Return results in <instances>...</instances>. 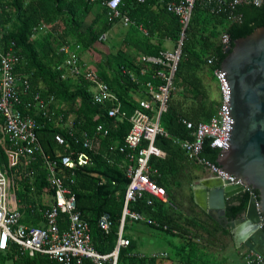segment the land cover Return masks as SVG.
<instances>
[{
    "label": "trees",
    "instance_id": "16d2710c",
    "mask_svg": "<svg viewBox=\"0 0 264 264\" xmlns=\"http://www.w3.org/2000/svg\"><path fill=\"white\" fill-rule=\"evenodd\" d=\"M168 1L172 0H150L145 3L124 0L121 5L122 11L126 12L135 22L134 26L142 25L150 34L145 44L154 56H162V52L166 49L160 41H158L160 44L152 43L151 36L171 39L176 43L181 38L180 17L167 9L166 2ZM109 11V8L101 1L0 0V26L4 29V34L0 38V48L5 50L13 46L21 56L17 72L30 74L35 88H39L44 95L54 96L53 105L57 113H63L66 116L74 115L76 120L80 121L78 125L80 129L95 132L99 124L110 128V133L102 137L101 152L93 153L92 163L76 169L72 177L74 179L72 187L77 195L78 209L88 220L93 244L101 252H110L117 244L125 192L130 182L125 169V154L120 151L110 153L109 146L124 142L131 128L128 118L139 107V100L134 94L142 88L139 83L124 76L122 67L136 68L135 70L139 72L141 66L134 64L123 53L116 55L114 59L106 55L105 59L99 60L97 71L119 95L123 109L128 113V118L110 119L106 115L107 106L93 102L89 82L69 72L64 64L65 55L59 52V47L64 43L75 42L82 45L83 51L91 50L98 53L96 44L102 42L99 40L100 37L107 34L116 22L110 20ZM236 13L241 15V21L230 20L227 11L212 12L202 0L195 1L190 23L185 30L181 58L173 77L170 98L161 115V126L168 134H158L155 141L156 146L163 150L166 156H152L150 160L153 170H157L152 178L165 188L167 194L170 193V187L162 181L163 176L176 171L174 165L177 160L189 158L185 150L174 141L176 137L191 138V130L186 127L183 120L190 119L197 123L209 121L217 112L219 96L212 95L210 84L215 83L219 91L215 70L221 68L228 54L221 41L222 34L227 33L233 45L236 39L264 26V4L261 6L242 4L237 7ZM90 15H94V18L87 27H84ZM41 23L47 24L49 30L39 32L36 37H32L34 28ZM151 74L152 70L145 76V79L152 78ZM2 121L3 117L0 115V123ZM56 132H62L68 136L57 125V121L44 122L38 130V136L45 152L53 156L61 152V147L54 141ZM2 136L0 133V139ZM6 146H8V140H6ZM202 155L212 161H217L219 150L211 147L208 139ZM109 157L113 158V162L109 161ZM0 158L6 161V166H8V157L1 143ZM32 167L35 171L34 175L18 179L17 195L22 201L21 210L24 214L22 221L39 226L43 217L36 204L42 188L47 187L46 173L40 157ZM32 186H35L34 190ZM254 192L258 197L259 192L255 189ZM251 196V192L245 190L239 195V204H228L227 217L229 220H234L247 208ZM150 200L151 203H149ZM171 202V199L163 201L144 194L136 201L130 202L129 207L151 216L162 224H168L167 231L169 232L177 229L180 234L186 235L189 233V228L181 225L179 219L173 217ZM105 213H108L112 220L109 233H106L99 225V220ZM66 218L65 214H61L60 227L62 229L67 228ZM130 220L126 219L124 231ZM195 225L203 227L198 223ZM158 228L163 230V227ZM131 246L130 240L127 247H121L119 264L121 256L125 255ZM191 249L196 254V246ZM1 256L4 259H12L13 264H60L42 253L34 256L21 254L19 245L14 243L6 252H0V258ZM157 258L131 256L125 264H157ZM186 263L207 264V261L197 255L193 258L188 255ZM84 264L94 263L91 259H85Z\"/></svg>",
    "mask_w": 264,
    "mask_h": 264
},
{
    "label": "built area",
    "instance_id": "2783aa9c",
    "mask_svg": "<svg viewBox=\"0 0 264 264\" xmlns=\"http://www.w3.org/2000/svg\"><path fill=\"white\" fill-rule=\"evenodd\" d=\"M101 1L109 8L111 21H121L123 25L135 24L132 18L121 9L124 0H91ZM145 3L150 0H135ZM196 0H172L166 2L167 9L180 17L182 34L173 50H165L162 56L142 55L139 73L122 67V73L133 82L144 87L145 97L139 99V107L128 118L123 109L119 95L111 88L99 72L88 66L82 59L80 43H64L59 52L65 55L64 64L75 77H83L89 82L94 103L106 105V115L110 119L128 118L131 128L122 144H112L109 152L120 151L125 154L127 176L130 182L125 192V203L119 227L116 247L110 252H101L93 244L91 229L77 206V195L72 187L75 170L92 163L93 153L101 152L102 137L110 133V128L99 124L95 132L80 129V121L74 115L66 116L57 113L54 108V96L44 95L35 88L30 74L17 72L21 56L13 46L8 49L0 48V143L4 146L8 166L2 167L0 159V251H5L14 243L19 245L22 253L30 256L37 253L48 255L60 264H84L85 259H91L94 264H119L121 247H127L130 240L123 235L126 219L146 222L150 225L168 229V224H162L147 214L133 210L130 202L136 201L144 194L167 200V193L152 175L150 160L152 156H162L164 152L155 144L158 134H168L161 126V115L170 98L173 77L181 58L182 45ZM204 5L214 13L227 11L229 19L241 21V15L236 9L242 4L261 6L264 0H202ZM49 30V26L41 23L34 28L32 37L39 32ZM147 34L148 31L144 29ZM4 29L0 26V38ZM106 39V34L100 41ZM221 41L225 48L232 45L227 33L222 34ZM211 61V60H210ZM151 66V67H150ZM152 70L151 77L142 80ZM215 76L219 86V106L217 112L209 121L194 122L184 119L186 127L191 130V138H174L191 159L204 165L215 177L240 183V179L230 174L217 164L202 155L206 141L210 146L219 150L223 148L232 132L230 112V88L218 71ZM26 111V112H25ZM43 120V122H42ZM57 121L67 134L56 132L55 143L61 147L59 155L47 154L38 136V130L43 123ZM8 140V146H6ZM146 143V144H145ZM42 160L45 169L47 192L40 194V212L45 226L27 225L21 222L23 212L22 201L17 195L18 179L34 175L33 164ZM113 162V158H108ZM32 167V169H31ZM35 186H32L34 190ZM256 196L250 187L247 188ZM151 203V200L149 201ZM42 205V207H41ZM67 216V228L60 227V216ZM100 227L109 233L112 220L105 213L99 220ZM261 227H264L263 222ZM154 257L166 256L165 253L155 254ZM244 264H264V254L250 249L244 253Z\"/></svg>",
    "mask_w": 264,
    "mask_h": 264
},
{
    "label": "water",
    "instance_id": "95a60500",
    "mask_svg": "<svg viewBox=\"0 0 264 264\" xmlns=\"http://www.w3.org/2000/svg\"><path fill=\"white\" fill-rule=\"evenodd\" d=\"M218 71L230 88L232 132L217 164L240 179H201L194 187L195 201L205 210L226 217L227 204L248 187L259 192L235 219L239 238L250 240L264 254V26L235 40Z\"/></svg>",
    "mask_w": 264,
    "mask_h": 264
},
{
    "label": "crops",
    "instance_id": "0c3cea01",
    "mask_svg": "<svg viewBox=\"0 0 264 264\" xmlns=\"http://www.w3.org/2000/svg\"><path fill=\"white\" fill-rule=\"evenodd\" d=\"M90 17L91 19L89 23H87L86 26L84 25V27H87L91 23L94 18V15H90L89 18ZM144 29L146 28L142 25L134 26V24H132L130 26H125L121 21H116L106 34V39L96 44L97 50H95L99 51L98 53L91 50H82L83 61L90 67H92L93 63H96L98 67L99 60L105 59L106 55H109L111 59H114L116 55L123 53V55H125L134 64H139V66H141L140 58L142 55L154 56L145 44V40L147 37H150V34H146ZM151 40L152 43L155 44H160L158 43V41H160L161 45H163L164 49L166 50H173L176 46L175 41L171 39L160 38L159 36L155 35L151 36ZM106 42L108 43L105 44ZM98 68L96 70H98ZM128 68L137 72V70H135L136 68ZM141 78L145 79V76H142ZM141 87L142 88H140V90H138L134 94L138 100L140 98L145 97L144 87ZM165 156L166 153L164 152V154L160 157ZM174 167L176 168V171L170 172L169 174H167V176L164 175L162 179V181H164L170 187V193L167 194V200L165 201H168V199L172 200L171 211L173 212V217L175 219H179V223L181 225H184L185 227L189 228V233L186 235L180 234V231H178L177 229H173L171 232L167 231V229L164 228L162 230L173 235L180 236V240L182 241V244L178 249L179 260H177L174 264H187L186 256L188 255H191V258L196 255L198 257H202L204 260L207 261V264H244V253L250 249H254V245L251 243V241H243L239 238V227L235 224L234 220L228 219L227 211L226 217L228 221H226L224 217H220L215 209H211L209 212L205 211L195 201V185L201 179L214 177V175L204 165L198 163L190 157L177 160ZM174 172L176 173L173 174ZM41 192L44 193L47 191L42 188ZM40 194L37 197V201L41 203ZM239 195L240 193L237 194L233 199H231L228 204H239ZM36 206L40 210V205L38 206V203L36 204ZM191 219L193 220L192 222ZM22 220V223L27 224ZM129 222H137L142 225L152 227L156 230H161L158 227L150 225L146 222L134 221L132 219ZM195 223H198L203 227H197ZM39 226H45V222L41 220V224ZM123 235L131 240L133 246V240L125 235V231H123ZM196 235H198V237H196ZM193 246H196V254L191 249ZM7 250L0 252L4 253ZM161 253L166 254V256H162L161 258L168 257L167 252ZM21 254L28 253H22L21 251ZM155 254L159 253H154L153 255ZM153 255H139V257L150 258L154 257ZM16 256L18 257V255ZM17 257H15V259H17ZM10 260L13 263V260ZM157 264L164 263L162 261H157Z\"/></svg>",
    "mask_w": 264,
    "mask_h": 264
},
{
    "label": "rangeland",
    "instance_id": "374dc122",
    "mask_svg": "<svg viewBox=\"0 0 264 264\" xmlns=\"http://www.w3.org/2000/svg\"><path fill=\"white\" fill-rule=\"evenodd\" d=\"M91 17L86 21L85 26L89 23ZM106 42L105 44H107ZM92 67L97 69V64L93 63ZM210 91L213 96L218 97V89L215 83L210 84ZM1 133V130H0ZM1 159V158H0ZM6 161L1 160L2 167L5 168ZM125 235L133 240V246L127 249V253L121 256L120 264L128 263L129 257L139 255L151 256L154 253L167 252L168 257L157 258V261H162L164 264H174L178 258V249L182 244L180 236L173 235L166 231L156 230L147 225H142L137 222H128L125 228ZM2 264H13L10 259L0 258Z\"/></svg>",
    "mask_w": 264,
    "mask_h": 264
}]
</instances>
